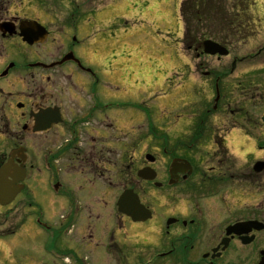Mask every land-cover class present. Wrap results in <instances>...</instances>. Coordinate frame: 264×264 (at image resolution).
I'll use <instances>...</instances> for the list:
<instances>
[{"label":"flooded vegetation","instance_id":"1","mask_svg":"<svg viewBox=\"0 0 264 264\" xmlns=\"http://www.w3.org/2000/svg\"><path fill=\"white\" fill-rule=\"evenodd\" d=\"M98 9L82 14L90 21ZM77 13L60 25L45 0H0V167L12 160L23 169V189L5 208L35 213L20 223L14 217L6 237L22 229L56 264H66V255L69 264H264V35L255 31L264 13L213 10L200 18L201 37L190 42L200 49L199 75L209 86L206 109L198 124L168 129L143 126L136 102L110 93L101 41L79 37ZM16 40L27 49L14 57ZM206 40L227 56L232 48L250 50L226 68L227 56L203 52ZM208 58L216 62L211 69ZM207 115L218 122L210 126ZM235 132L254 146L245 160L235 156ZM146 167L156 171L154 181L138 176ZM113 170L119 183L110 180ZM143 183L164 191L167 207L146 201ZM117 186L137 192L152 217L133 221L119 212L110 200ZM243 222L262 227L228 233ZM150 226L159 239L148 236Z\"/></svg>","mask_w":264,"mask_h":264},{"label":"rangeland","instance_id":"2","mask_svg":"<svg viewBox=\"0 0 264 264\" xmlns=\"http://www.w3.org/2000/svg\"><path fill=\"white\" fill-rule=\"evenodd\" d=\"M255 1L257 5L251 3L252 9L264 13V0ZM181 2L182 0H45L46 8L55 9L60 15L56 17L60 25L65 24L74 9L79 10L77 15H82L81 23L84 27V30L79 32V37L87 38L88 35V42L97 38L103 46V57L107 59L104 66L110 73L103 76L110 93H116L115 98L125 100L126 104L129 101L130 104L136 102L142 113L143 126L150 123L162 128L171 124L186 123L187 127L198 124L197 115L206 109L205 90L209 89V86L206 87L200 79L199 59L195 52H186L183 49L184 23L180 16ZM229 4L244 8L242 0H231ZM96 7H99L97 14H93L89 21L86 19L88 13L82 12ZM247 9L250 10L251 7ZM255 31L262 32L263 36L264 24L263 28L259 24ZM26 49V46L16 40L9 51L11 56L15 57V50L22 52ZM249 50L250 47L232 48L231 54L222 59L221 66L228 68L234 56L242 57ZM5 56H0V64L6 59ZM213 60L215 59L208 58L209 69L216 65ZM246 63L240 66H248ZM207 94L209 96V91ZM207 104L210 107L213 103L208 99ZM214 117L206 116L210 126L218 122ZM178 138H182V135L179 134ZM234 142L235 156L239 161L245 160L249 150H254V146L247 144V139L241 132L234 133ZM248 143L251 141L248 140ZM149 145L148 142L143 143V150ZM120 179L118 170L110 172V180L114 184L119 183ZM138 189L144 192L146 201L153 202L160 210L167 207L171 201L164 197V191H158L148 184L143 183ZM120 193V187H114L110 200H117ZM5 209L0 208V234L3 235H0V264H56L57 257H49L39 252L36 244L30 242L28 236H24L25 231L22 229H18L13 236H5L13 227L12 219L17 216L14 222L20 221L23 206H14L15 213L11 214ZM24 213L26 217L35 215L29 208ZM146 233L153 240L161 237L153 226H150ZM7 248L12 249L11 256L7 253ZM69 260L70 256L66 255L65 263L69 264ZM59 261L63 263L60 259Z\"/></svg>","mask_w":264,"mask_h":264},{"label":"water","instance_id":"3","mask_svg":"<svg viewBox=\"0 0 264 264\" xmlns=\"http://www.w3.org/2000/svg\"><path fill=\"white\" fill-rule=\"evenodd\" d=\"M29 43H34L31 38H25ZM204 50L208 54L215 55L217 53L223 55L227 54V50L225 47L220 44L207 40L204 43ZM11 169V163L5 164L2 169H0V203L2 205H7L10 203L15 195L20 191V187L15 183L22 180L21 177H15L14 181H9L7 179V174ZM139 176L143 177L147 180H153L156 178V172L151 168H144L139 171ZM159 185V184H158ZM118 206L120 211L126 213L131 216L134 220H146L151 217V213L145 209V207L140 203V199L136 193L131 189L125 190L118 200ZM253 225L255 229H261L262 225L259 222H245V223H237L228 229V233H236L241 235L242 233H247L252 230Z\"/></svg>","mask_w":264,"mask_h":264},{"label":"trees","instance_id":"4","mask_svg":"<svg viewBox=\"0 0 264 264\" xmlns=\"http://www.w3.org/2000/svg\"><path fill=\"white\" fill-rule=\"evenodd\" d=\"M229 0H183L181 5V15L186 24V31L183 39L184 48L192 49L191 39L198 40L200 38V18L204 16H209L210 11L213 10H225L229 7L234 6L229 4ZM245 2L244 8L248 7L249 0H242ZM252 1V0H250ZM255 4V2H251ZM242 7V6H241ZM239 7V8H241ZM212 35V34H211ZM194 50L199 51V48H194Z\"/></svg>","mask_w":264,"mask_h":264}]
</instances>
